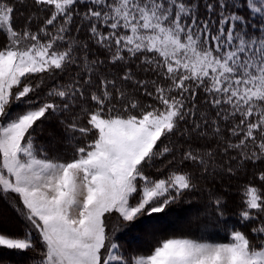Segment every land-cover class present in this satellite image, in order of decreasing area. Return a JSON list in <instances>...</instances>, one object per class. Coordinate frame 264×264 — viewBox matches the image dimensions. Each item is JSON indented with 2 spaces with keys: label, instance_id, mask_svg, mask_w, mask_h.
<instances>
[{
  "label": "snow or ice",
  "instance_id": "obj_1",
  "mask_svg": "<svg viewBox=\"0 0 264 264\" xmlns=\"http://www.w3.org/2000/svg\"><path fill=\"white\" fill-rule=\"evenodd\" d=\"M200 191L227 242L121 244ZM0 199L33 264H264V0H0Z\"/></svg>",
  "mask_w": 264,
  "mask_h": 264
},
{
  "label": "trees",
  "instance_id": "obj_2",
  "mask_svg": "<svg viewBox=\"0 0 264 264\" xmlns=\"http://www.w3.org/2000/svg\"><path fill=\"white\" fill-rule=\"evenodd\" d=\"M30 3V0H29ZM21 12L23 15L28 14V10L21 7ZM18 22L22 25L24 20L23 16H19L18 14ZM51 83V81H49ZM20 107V106H17ZM48 131V130H46ZM50 131L56 136L59 137V130L57 131L56 127L53 125L50 128ZM53 137L50 135H44V139L51 140ZM246 177L241 176L239 179L227 180L225 179L223 182L219 181L214 186L219 191H224L227 193V208H226V219L228 221V227L231 228L232 225L236 224L239 220L238 213L243 207L242 204V195H241V186L246 182ZM209 187H213L212 185H208ZM232 186V187H231ZM231 187V188H230ZM226 189V191H225ZM231 190H235L233 192L236 200L232 198L229 203V196L231 194ZM190 202V203H189ZM207 203L206 193L203 191L195 192L191 196L187 197L184 201H181L178 204L172 206L169 210L168 215L159 214L158 218H154L151 221H144L143 218L140 221L134 222L133 226H128L124 228L119 234L118 237L120 239L121 244L129 249L131 252L136 253H147L152 248H154L159 242L167 238H178L182 236H195V237H204L206 239L215 241V242H227L229 240V231L226 230L224 225L219 227H207L205 228V213H200V218L195 219L194 221H190L189 218H184V211H188L190 204L192 206H199L201 208ZM178 209V211H177ZM180 209V211H179ZM209 211H211L209 209ZM184 218L183 222H181L180 226L178 224L172 223L170 221L171 217ZM167 224V229L165 224ZM157 223V225L155 224ZM174 228H173V226ZM144 226H151V229L159 227V233L152 236L149 242L143 239L145 234ZM177 228V229H176ZM0 229L9 231V232H19L22 230V221L18 216L17 212L14 210V206H10L8 202L3 199H0ZM144 242L141 245L139 242ZM140 244V245H139ZM36 253H28L27 255H21L19 253L8 251L0 248V264H33V262L29 259L31 256H35ZM38 264V261L35 262Z\"/></svg>",
  "mask_w": 264,
  "mask_h": 264
},
{
  "label": "rangeland",
  "instance_id": "obj_3",
  "mask_svg": "<svg viewBox=\"0 0 264 264\" xmlns=\"http://www.w3.org/2000/svg\"><path fill=\"white\" fill-rule=\"evenodd\" d=\"M57 129V128H56ZM57 131H58V129H57ZM52 133V132H51ZM45 135H49V131H46L45 132ZM232 187V186H231ZM230 187V188H231ZM225 191H226V189H225ZM230 191H231V194H230V196H229V203L231 202L230 200L232 199V198H234L233 200H236V197H234V194H233V192H235V190L233 189V190H231L230 189ZM177 211H178V209H177ZM179 211H180V209H179ZM183 213H185L184 215H185V217L184 218H189V220L190 221H194L196 218H195V216L194 215H192L189 211H184ZM184 218L182 219V218H178V217H171V219H170V221L172 222V223H176V224H178L177 226H180V224H181V222H183V220H184ZM156 225H157V223H155ZM163 224H165V227L166 228H163V229H167V223L166 222H164ZM173 226V225H172ZM173 228H174V226H173ZM177 229V228H176ZM144 232H145V234L144 235H142L143 236V239H145L147 242H149L150 241V239H152L151 237L152 236H154L155 234H157V233H159V230H161L159 227H154V228H152L151 229V226H144ZM119 234V233H118ZM141 245H143L144 244V242H139ZM139 244V245H140Z\"/></svg>",
  "mask_w": 264,
  "mask_h": 264
}]
</instances>
